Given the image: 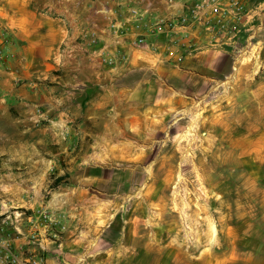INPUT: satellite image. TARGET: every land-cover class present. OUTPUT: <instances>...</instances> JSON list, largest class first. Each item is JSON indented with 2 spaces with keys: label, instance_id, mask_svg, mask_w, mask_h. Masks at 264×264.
I'll list each match as a JSON object with an SVG mask.
<instances>
[{
  "label": "crops",
  "instance_id": "obj_1",
  "mask_svg": "<svg viewBox=\"0 0 264 264\" xmlns=\"http://www.w3.org/2000/svg\"><path fill=\"white\" fill-rule=\"evenodd\" d=\"M258 1L248 5V14L261 8ZM183 8L182 0H93L85 3L78 27L27 7L18 10L22 15L11 27L25 44V59L31 65L45 59L62 72L51 81L46 120L63 131L71 167L56 177L66 179L48 204L51 224L36 216L12 226L0 222V264H175L181 238L159 231L164 207L146 196L157 188L142 178L150 162L170 159V114L181 112L200 85L227 72L234 44H218L198 28L190 36L195 52L178 62L180 51L168 52L166 37L152 36L148 25L181 16ZM133 9L144 15L145 27L129 21ZM119 11L123 32L114 33ZM248 14L243 34L251 30ZM82 29L96 36V45ZM143 35L151 50L134 45Z\"/></svg>",
  "mask_w": 264,
  "mask_h": 264
},
{
  "label": "rangeland",
  "instance_id": "obj_2",
  "mask_svg": "<svg viewBox=\"0 0 264 264\" xmlns=\"http://www.w3.org/2000/svg\"><path fill=\"white\" fill-rule=\"evenodd\" d=\"M90 2L0 0L2 225L33 216L51 224L48 204L63 183L56 185V177L71 167L63 131L46 120L51 81L62 72L52 71L45 59L32 65L25 59V44L11 27L13 18L27 7L78 27ZM258 2L261 8L252 7L256 13L246 10L251 30L242 31L229 49L227 72L200 85L181 112L170 114L165 136L170 159L160 165L150 162V172L142 178L157 188L146 196L164 207H159V231L181 238L175 264H264V0ZM123 20L120 12L112 26L120 25L123 32ZM87 30L81 32L96 45V36Z\"/></svg>",
  "mask_w": 264,
  "mask_h": 264
},
{
  "label": "built area",
  "instance_id": "obj_3",
  "mask_svg": "<svg viewBox=\"0 0 264 264\" xmlns=\"http://www.w3.org/2000/svg\"><path fill=\"white\" fill-rule=\"evenodd\" d=\"M170 2L176 0H169ZM183 13L173 19H155L151 28V35L165 36L168 52L173 49L180 51L178 62L185 56L195 52L191 34L198 28H202L206 34L212 36L218 44L234 42L235 46L243 29V19L246 15L248 2L250 0H182ZM131 12L132 22L137 29L146 26L144 15L133 9ZM120 25H113L112 30L117 33ZM178 32L182 33L178 36ZM143 35L136 37L134 45L141 50H151L153 43ZM170 62V60H169Z\"/></svg>",
  "mask_w": 264,
  "mask_h": 264
},
{
  "label": "trees",
  "instance_id": "obj_4",
  "mask_svg": "<svg viewBox=\"0 0 264 264\" xmlns=\"http://www.w3.org/2000/svg\"><path fill=\"white\" fill-rule=\"evenodd\" d=\"M63 178H58L56 179L55 183L56 185H59L62 182Z\"/></svg>",
  "mask_w": 264,
  "mask_h": 264
},
{
  "label": "bare ground",
  "instance_id": "obj_5",
  "mask_svg": "<svg viewBox=\"0 0 264 264\" xmlns=\"http://www.w3.org/2000/svg\"><path fill=\"white\" fill-rule=\"evenodd\" d=\"M234 71L237 72V71H238V68L236 67ZM234 76H235V75H234Z\"/></svg>",
  "mask_w": 264,
  "mask_h": 264
}]
</instances>
